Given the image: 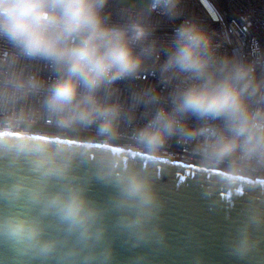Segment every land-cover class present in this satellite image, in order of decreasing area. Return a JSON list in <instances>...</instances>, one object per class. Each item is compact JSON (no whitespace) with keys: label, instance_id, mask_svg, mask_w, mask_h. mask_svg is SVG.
Listing matches in <instances>:
<instances>
[{"label":"clouds","instance_id":"9594fccd","mask_svg":"<svg viewBox=\"0 0 264 264\" xmlns=\"http://www.w3.org/2000/svg\"><path fill=\"white\" fill-rule=\"evenodd\" d=\"M182 0H120L117 20L106 11L110 0H0V126H11L12 135H0V150L17 157L31 156L38 178H24L2 191L9 200L27 192L41 215L53 213L67 231L87 246L103 237L102 210L84 195L72 178L78 153L66 144L36 137L41 120H51L52 135L116 142L123 138L121 125L132 126L143 108L142 125L132 128L141 151L162 155L170 142L191 146V155L207 168H221L222 177L211 179L240 192L237 177L264 178V50L253 42L250 53H221L195 17L174 29L159 65L161 84L121 101L117 82L138 79L144 61L157 53L151 24L153 13L169 20L183 15ZM21 60L43 61L54 74L44 80L19 67ZM176 81V83H172ZM38 98L37 105L30 101ZM194 121V123H193ZM98 174L115 185L114 207L121 210L120 225L144 239L158 203L151 174L135 164H118L111 153L96 159ZM64 181L60 191H46L50 179ZM253 212L249 223H259ZM39 218L21 213L0 215V237L21 254L48 257L58 241L43 236ZM253 242L247 226L241 229L234 251L247 254ZM82 250L69 249L74 257Z\"/></svg>","mask_w":264,"mask_h":264},{"label":"water","instance_id":"95a60500","mask_svg":"<svg viewBox=\"0 0 264 264\" xmlns=\"http://www.w3.org/2000/svg\"><path fill=\"white\" fill-rule=\"evenodd\" d=\"M0 135H12L1 131ZM38 139L66 144L79 152L73 164V182L84 189L85 197L102 210L99 221L103 237L87 246L69 233L66 225L53 214L41 215L42 205L34 204L24 192L12 201L0 194V215L21 213L39 218L43 236L58 241L56 252L48 257L21 254L17 247L0 237V264H264V189L243 186L240 192L213 185L223 171L182 161L170 160L116 144L36 133ZM105 153L116 157L118 164L146 168L157 196V211L149 224V235L138 239L119 222L122 211L115 208L118 190L98 174L96 159ZM24 178L27 185L38 178L32 171L31 156L17 157L0 150V193ZM264 183V178L237 177L233 183ZM64 181L52 178L46 191L61 190ZM261 216L259 223H249L250 215ZM247 226L253 242L244 255L234 251L241 229ZM72 248L82 250L67 257Z\"/></svg>","mask_w":264,"mask_h":264},{"label":"built area","instance_id":"2783aa9c","mask_svg":"<svg viewBox=\"0 0 264 264\" xmlns=\"http://www.w3.org/2000/svg\"><path fill=\"white\" fill-rule=\"evenodd\" d=\"M120 7L119 0H110L106 11L112 14L113 20L119 18ZM181 7L183 15L176 20H169L153 13L151 24L155 27L153 38L156 41L157 53L145 59L140 78L117 82L115 87L119 90L118 95L121 101L126 104L130 103L133 92L149 86L154 85L158 89L163 87L165 93L172 86L171 84L167 86L161 84V75L158 69L159 65L164 62L165 52L174 29L185 18H197L221 53L232 54L233 51H241L247 55L251 51L253 42L258 43L261 50H264V0H182ZM7 54V45L0 44V58ZM19 67L26 73L39 75L46 81L54 78L53 72L43 61L21 60ZM172 83L174 84L176 81ZM37 100L38 98H33L30 104L38 106ZM143 112V108L137 110V119L132 126L122 124L123 138L111 143L138 147L132 137V128L145 122L141 118ZM1 131H11V126H0ZM51 132V120H41L36 133L50 134ZM81 139L94 140L87 136ZM162 156L179 161L198 162L191 155L190 145H181L175 142H170Z\"/></svg>","mask_w":264,"mask_h":264},{"label":"bare ground","instance_id":"6f19581e","mask_svg":"<svg viewBox=\"0 0 264 264\" xmlns=\"http://www.w3.org/2000/svg\"><path fill=\"white\" fill-rule=\"evenodd\" d=\"M48 135H51V134H48ZM79 139H81V138H79ZM116 145H118V144H116ZM118 146H120L122 148H125V149H129V150H133V151H140L142 153H146L144 151H141L139 149V147H136V146H126V145H118ZM147 154H149V153H147ZM158 157H163V158H166V159L175 160V159L168 158V157H165V156H162V155H160ZM176 161H179V160H176ZM182 162H185V163H188V164H191V165H200V166H202L199 162H192V161H182ZM214 169L223 171L221 168H214ZM243 177L244 178H248V179H253L252 177H247V176H243ZM256 178H261V177H256Z\"/></svg>","mask_w":264,"mask_h":264},{"label":"rangeland","instance_id":"374dc122","mask_svg":"<svg viewBox=\"0 0 264 264\" xmlns=\"http://www.w3.org/2000/svg\"><path fill=\"white\" fill-rule=\"evenodd\" d=\"M119 2H120V0H119Z\"/></svg>","mask_w":264,"mask_h":264}]
</instances>
